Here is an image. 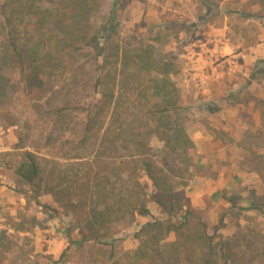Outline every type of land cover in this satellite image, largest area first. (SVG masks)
I'll return each instance as SVG.
<instances>
[{"label": "trees", "instance_id": "16d2710c", "mask_svg": "<svg viewBox=\"0 0 264 264\" xmlns=\"http://www.w3.org/2000/svg\"><path fill=\"white\" fill-rule=\"evenodd\" d=\"M103 1L0 0V100L8 96L6 83L20 77L34 113L42 100L47 106L46 148L69 140L73 150L49 159L19 136L8 153L18 157L7 165L17 192L34 199L50 194L76 215L69 222L51 218L62 228L44 252L49 264L63 263L59 259L81 242L110 246L113 256L114 224L136 213L149 216L150 202L169 217L182 211L183 219L140 228L137 252L147 264H264L263 232L222 237L220 225L210 233L204 221L192 218L184 189L194 144L185 119L177 116L185 109L170 79L179 64L154 45L95 32L91 18ZM70 123L79 124L80 132ZM148 137L163 141V148L152 147ZM251 208L264 213L263 205ZM172 232L177 243L163 253L161 236ZM12 247L10 234L0 231V264Z\"/></svg>", "mask_w": 264, "mask_h": 264}, {"label": "rangeland", "instance_id": "374dc122", "mask_svg": "<svg viewBox=\"0 0 264 264\" xmlns=\"http://www.w3.org/2000/svg\"><path fill=\"white\" fill-rule=\"evenodd\" d=\"M91 26L118 42L154 45L178 62L179 69L170 79L185 109L177 116L185 119L194 144L189 151L191 176L184 189L192 218L204 221L210 233L220 225L218 235L222 237L253 228L264 233V213L251 208L264 206V0H104ZM20 81L15 76L6 83L8 96L0 100V231L9 233L13 242L1 264H49L51 258L44 252L62 228L51 218L69 222L76 215L50 194L34 199L17 192L7 165L18 157L8 153L19 136L24 143H35L37 153L49 159L73 150L69 140L52 150L46 148L43 137L50 132L47 106L42 100L38 104L41 114H35ZM11 122L16 124L10 126ZM72 126L80 132L79 124ZM148 139L155 149L163 148V141ZM146 207L149 216L136 213L129 221L114 224L110 231L113 256L110 246L81 242L59 261L147 264L137 252L140 228L154 220L177 223L183 212L169 217L152 202ZM161 237L163 253L178 240L174 232Z\"/></svg>", "mask_w": 264, "mask_h": 264}, {"label": "crops", "instance_id": "0c3cea01", "mask_svg": "<svg viewBox=\"0 0 264 264\" xmlns=\"http://www.w3.org/2000/svg\"><path fill=\"white\" fill-rule=\"evenodd\" d=\"M217 144V142H215V145ZM14 147V146H13ZM13 147L11 148V150L10 151H12L13 150ZM7 152H9V151H7Z\"/></svg>", "mask_w": 264, "mask_h": 264}]
</instances>
